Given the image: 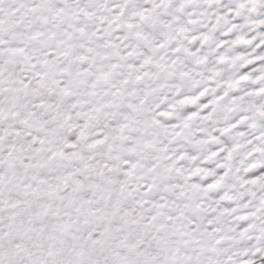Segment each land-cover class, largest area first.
<instances>
[{
    "label": "snow or ice",
    "instance_id": "6c2138e0",
    "mask_svg": "<svg viewBox=\"0 0 264 264\" xmlns=\"http://www.w3.org/2000/svg\"><path fill=\"white\" fill-rule=\"evenodd\" d=\"M0 264H264V0H0Z\"/></svg>",
    "mask_w": 264,
    "mask_h": 264
}]
</instances>
